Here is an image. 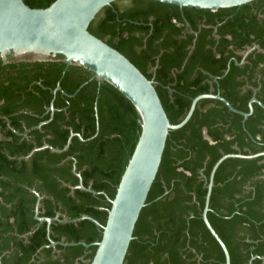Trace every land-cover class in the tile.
<instances>
[{"label":"trees","instance_id":"1","mask_svg":"<svg viewBox=\"0 0 264 264\" xmlns=\"http://www.w3.org/2000/svg\"><path fill=\"white\" fill-rule=\"evenodd\" d=\"M24 1L45 9L56 0ZM89 31L154 81L173 125L201 95H220L246 114L257 100L246 121L221 101L201 100L188 123L169 133L124 264H225L202 214L212 171L226 155L244 158L216 169L208 221L230 264H264V54L254 51L242 65L236 54L253 45L264 51V0L216 12L130 0L103 9ZM91 78L63 63L0 60V131L9 138L0 142V264H90L94 257L101 229L89 218L106 224L140 125L127 99ZM12 129L30 132L24 138ZM38 202L37 217L57 218L49 227L36 220Z\"/></svg>","mask_w":264,"mask_h":264},{"label":"water","instance_id":"2","mask_svg":"<svg viewBox=\"0 0 264 264\" xmlns=\"http://www.w3.org/2000/svg\"><path fill=\"white\" fill-rule=\"evenodd\" d=\"M125 1L130 0H56L49 7L39 9L31 8L24 0H0V60L3 63H9V61L14 63H63L67 68H82L92 74L91 79L99 84L106 83L117 90L132 104L139 117V138L116 188L115 197L109 200L111 207L108 210L106 224L102 226L96 220L89 218L90 222L101 229V240L92 244L96 246V251L90 264L125 263L130 244L134 239L137 222L158 175L169 133L181 129L188 123L199 101L204 99L221 101L229 111L241 115L244 121L253 112L252 104L257 103V100L253 98L250 103V113L246 114L234 109L220 95H201L193 100L186 117L179 124H171L156 91L154 81L147 79L124 55L89 31L90 25L103 9ZM148 1L181 9L216 12L242 7L256 0ZM59 90L58 85L54 94ZM50 110L54 111L53 107ZM204 137L212 142L206 130H204ZM46 148L50 147L45 144L42 149ZM38 151L39 149L33 150L25 160ZM52 151L59 152L54 149ZM231 157L244 158L243 156L226 155L218 161L207 187L208 193L202 214L206 228L224 253L225 264L231 263L228 249L210 225L207 213L214 173L224 160ZM256 157L251 156L249 159ZM77 188L95 194L81 184ZM40 199L39 197L38 201ZM39 208L38 202L36 206L38 222L47 223L49 227L53 221L57 220V218L37 217ZM82 219L86 217L83 216ZM56 245L54 242L51 243V246ZM61 245L90 247L85 243Z\"/></svg>","mask_w":264,"mask_h":264},{"label":"flooded vegetation","instance_id":"3","mask_svg":"<svg viewBox=\"0 0 264 264\" xmlns=\"http://www.w3.org/2000/svg\"><path fill=\"white\" fill-rule=\"evenodd\" d=\"M187 28H188V30H189V26L187 25ZM216 28L214 29V36L216 35ZM190 33H192L191 31H190ZM228 39H230V37H228ZM254 51H256V52H258V53H263L264 54V51L258 46V45H253L252 47H248V48H246L245 50H243V51H241V52H236V54H238V55H240L241 57H242V62L240 63V65H242V64H245V60L247 59V57L251 54V53H253ZM10 64H21V63H14V62H10L9 61V63H3L2 62V66H7V65H10ZM25 64H33V63H25ZM156 68V67H155ZM155 68L153 69V71L155 70ZM260 68H263V66L261 65L260 66ZM152 71V70H151ZM8 73H11V72H8ZM8 73H6V74H8ZM15 73L14 72H12L11 73V75H14ZM258 78H259V76H258ZM214 81L215 82H217V78H214ZM57 88V87H56ZM56 90V89H55ZM54 90V91H55ZM54 91L52 92L53 94H54ZM60 91V90H59ZM55 95V94H54ZM0 105H2V102H0ZM51 108V107H50ZM50 108H48L47 109V111L46 112H49V111H51L50 110ZM53 112V111H52ZM3 119L5 120V122H6V127H9V128H11V123H10V121L8 120V118L7 117H3ZM46 123L45 122H41L38 126H36L37 127V129H39V128H41V127H43L44 125H45ZM22 127H26V124H25V122H21V124H20ZM1 127V126H0ZM12 131L15 133V134H17V135H22L24 138H27L28 137V133L30 132L29 130H25L24 131V133L23 134H19L18 132H16L15 130H13L12 129ZM7 141V140H9V138H7L6 136H4L2 133H1V131H0V142H4V141Z\"/></svg>","mask_w":264,"mask_h":264}]
</instances>
